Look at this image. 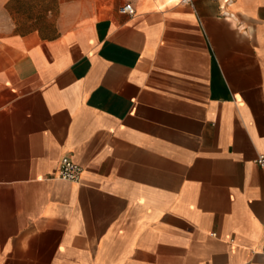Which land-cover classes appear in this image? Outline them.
<instances>
[{
  "label": "crops",
  "instance_id": "1",
  "mask_svg": "<svg viewBox=\"0 0 264 264\" xmlns=\"http://www.w3.org/2000/svg\"><path fill=\"white\" fill-rule=\"evenodd\" d=\"M4 4L0 264H264V0Z\"/></svg>",
  "mask_w": 264,
  "mask_h": 264
},
{
  "label": "built area",
  "instance_id": "2",
  "mask_svg": "<svg viewBox=\"0 0 264 264\" xmlns=\"http://www.w3.org/2000/svg\"><path fill=\"white\" fill-rule=\"evenodd\" d=\"M191 0H180L181 3H189ZM224 5L231 4L232 0H221ZM119 13L127 16H133L135 9L131 3H125L119 8ZM255 163L264 172V155H259L255 160ZM82 174V168L78 164L74 163L68 157H63L58 166L57 178L68 182H77Z\"/></svg>",
  "mask_w": 264,
  "mask_h": 264
},
{
  "label": "rangeland",
  "instance_id": "3",
  "mask_svg": "<svg viewBox=\"0 0 264 264\" xmlns=\"http://www.w3.org/2000/svg\"><path fill=\"white\" fill-rule=\"evenodd\" d=\"M5 0H0V37L6 33V31L4 30L8 24H9V20L6 17V9L7 6H5L4 4ZM2 49L0 47V54L2 53Z\"/></svg>",
  "mask_w": 264,
  "mask_h": 264
}]
</instances>
